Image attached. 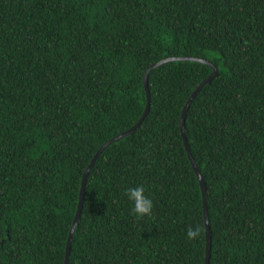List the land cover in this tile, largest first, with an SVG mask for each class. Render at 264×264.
I'll return each instance as SVG.
<instances>
[{"label":"trees","instance_id":"trees-1","mask_svg":"<svg viewBox=\"0 0 264 264\" xmlns=\"http://www.w3.org/2000/svg\"><path fill=\"white\" fill-rule=\"evenodd\" d=\"M264 264V0H0V264ZM140 120L139 125L135 126ZM143 186L152 216L126 189ZM203 229L188 240L187 228Z\"/></svg>","mask_w":264,"mask_h":264},{"label":"water","instance_id":"water-1","mask_svg":"<svg viewBox=\"0 0 264 264\" xmlns=\"http://www.w3.org/2000/svg\"><path fill=\"white\" fill-rule=\"evenodd\" d=\"M176 59H194V60H200L203 62H207L208 64H211L214 68V72L209 75L207 78H205L197 87L196 89L192 92L190 98L187 100L186 104L184 105L182 114H181V119H180V127H181V132H182V136L184 138V142H185V146H186V151L188 153L189 159L192 162L193 167L195 168V171L198 175V178L200 180V185L202 188V196H203V203H204V212H205V226H206V256H205V264H210V257H211V246H212V234L210 231V226H209V220H208V206H207V196H206V184L204 181V178L200 172V169L198 167V164L196 162V159L194 158L192 151L190 149V146L188 144L187 141V137H186V131H185V119H186V112L188 110V107L190 106L193 98L195 97V95L198 93V91L201 89V87L209 82L217 73H218V67L213 64L210 60H206L203 58H198V57H192V56H168L165 57L163 59H161L158 62L153 63L151 66H149V68L147 69L145 76H144V82H145V88H146V92H147V97H148V102L145 108V111L142 115V117L140 118V120H142L144 118V116L147 114L149 108H150V90H149V86H148V76H149V71L152 67L157 66L160 63H163L165 61L168 60H176ZM140 120L138 121V123L135 125H139ZM134 127L123 131L122 133H120L117 136H114L113 138H111L110 140L106 141L101 147L100 149L96 152L95 156L92 158L90 164L88 165L87 169L85 170L84 174H83V178H82V182H81V188H80V197H79V203H78V209L76 212V215L74 217L73 220V225L71 227L70 233H69V237L67 240V245H66V258H65V264H69V255H70V251H71V246H72V238L74 235V231L77 225V222L79 220L80 214H81V210H82V206H83V198H84V194H85V188H86V178L87 175L89 173L90 168L92 167V165L94 164L97 156L100 154V152L108 145L110 144L111 141L118 139L119 137H122L123 135L129 133L130 131H132Z\"/></svg>","mask_w":264,"mask_h":264},{"label":"clouds","instance_id":"clouds-1","mask_svg":"<svg viewBox=\"0 0 264 264\" xmlns=\"http://www.w3.org/2000/svg\"><path fill=\"white\" fill-rule=\"evenodd\" d=\"M200 172H201V170H200ZM199 182H200V180H199ZM201 190H202V188H201ZM125 194L127 195L128 199L133 202L134 206L132 209V213L137 218H143L145 216H152L153 207H154L153 201L151 198H149L148 196L145 195V188L143 186L128 188V189H126ZM206 196H207V188H206ZM202 231H203V229L200 225H197L195 227L189 226L187 228L188 240L198 239L201 236Z\"/></svg>","mask_w":264,"mask_h":264}]
</instances>
